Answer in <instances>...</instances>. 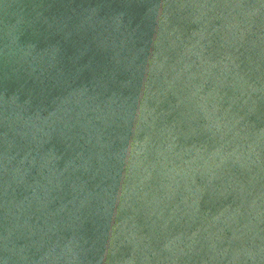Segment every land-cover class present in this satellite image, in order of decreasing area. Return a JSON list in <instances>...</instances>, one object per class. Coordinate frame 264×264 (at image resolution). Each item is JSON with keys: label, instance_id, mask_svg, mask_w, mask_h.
I'll return each mask as SVG.
<instances>
[{"label": "water", "instance_id": "obj_1", "mask_svg": "<svg viewBox=\"0 0 264 264\" xmlns=\"http://www.w3.org/2000/svg\"><path fill=\"white\" fill-rule=\"evenodd\" d=\"M0 264H264V0H0Z\"/></svg>", "mask_w": 264, "mask_h": 264}]
</instances>
